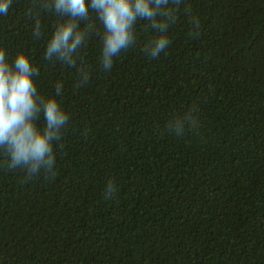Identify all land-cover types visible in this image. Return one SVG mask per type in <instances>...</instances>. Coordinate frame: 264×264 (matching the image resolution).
Segmentation results:
<instances>
[{"label":"trees","instance_id":"1","mask_svg":"<svg viewBox=\"0 0 264 264\" xmlns=\"http://www.w3.org/2000/svg\"><path fill=\"white\" fill-rule=\"evenodd\" d=\"M45 3L12 0L0 49L69 121L51 173L0 153V264H264V0H182L167 49L139 20L110 71L94 13L72 65L45 59L67 19Z\"/></svg>","mask_w":264,"mask_h":264},{"label":"clouds","instance_id":"2","mask_svg":"<svg viewBox=\"0 0 264 264\" xmlns=\"http://www.w3.org/2000/svg\"><path fill=\"white\" fill-rule=\"evenodd\" d=\"M181 2L51 0L44 7L67 19L58 25L49 41L45 59L51 61L56 58L69 65L74 63L73 56L84 44L87 35L80 28L79 21L88 20L90 13L96 15L104 28L101 56L104 70L110 71L113 58L134 44V26L139 20L151 21L152 27L159 33L145 48L150 57L157 58L171 43L167 32L169 25L176 22ZM11 5L12 0H0V14L7 16ZM40 34V21L37 18L34 36L38 38ZM81 73L82 82L87 83L88 73L83 69ZM38 75V69L28 56L19 53L9 60L5 50L0 49V153L6 158L10 170L22 169L29 178L42 172H52L55 165L53 144L61 139V132L69 121L68 114L55 97L45 98L38 92L34 79ZM61 91L62 84L57 83L55 96H60ZM192 112L178 124L187 121L191 125L195 120ZM41 114L45 121L43 129L37 127ZM107 191L110 193L114 188L109 186Z\"/></svg>","mask_w":264,"mask_h":264}]
</instances>
